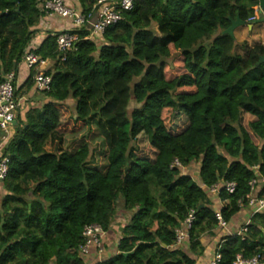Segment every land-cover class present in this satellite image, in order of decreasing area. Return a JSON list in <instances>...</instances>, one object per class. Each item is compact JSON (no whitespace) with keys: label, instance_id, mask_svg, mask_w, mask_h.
I'll list each match as a JSON object with an SVG mask.
<instances>
[{"label":"trees","instance_id":"obj_1","mask_svg":"<svg viewBox=\"0 0 264 264\" xmlns=\"http://www.w3.org/2000/svg\"><path fill=\"white\" fill-rule=\"evenodd\" d=\"M46 1L0 0V86L28 52L49 61L52 79L19 112L4 147L0 264H87L84 228L109 232L120 202L130 219L117 255L97 264H196L218 229L216 212L230 224L247 208L253 180L264 198V45L223 34L237 18L255 25L259 0H136L100 40L76 30L64 60L59 33L29 49ZM77 1L86 17L98 2ZM34 75L20 88L14 82L16 99L35 88ZM92 131L106 147L103 168L86 141L73 152L46 150L55 135ZM176 160L184 169L198 164L199 181L172 169ZM198 183L236 189L214 196ZM190 211L187 248L178 247ZM219 254V264L264 256V211L251 217L245 240L225 236Z\"/></svg>","mask_w":264,"mask_h":264},{"label":"built area","instance_id":"obj_2","mask_svg":"<svg viewBox=\"0 0 264 264\" xmlns=\"http://www.w3.org/2000/svg\"><path fill=\"white\" fill-rule=\"evenodd\" d=\"M136 0H98L94 6V12L91 16L86 17L79 9L67 6L64 0H52L46 1L41 6L45 12V16H58L62 20L68 21L69 27L66 30L59 33L57 36V48L59 53L62 55V60L66 54L73 50L79 41L76 30H85L88 32L86 40L98 41L101 39L105 31L118 24L122 19V14L125 12L132 11L134 9ZM264 21V10L258 7L252 17L249 19L250 24H258ZM24 64L29 70H33L35 75L33 77L35 83L36 92H47L50 90L52 79L45 74L46 69L49 66L48 60H42L41 58L28 52L24 57ZM16 76L14 73L5 76L4 82L0 86V128L4 133V136L0 140V182L2 183L8 173V158L4 155V147L7 145L11 134L13 124L16 122L17 115L22 109V99H16L14 88V82ZM172 169L181 170L182 174L185 170L180 162L176 160ZM257 169V168H256ZM185 175V174H184ZM195 181V179H194ZM264 181H261V184ZM200 188L207 190L211 195L219 196L220 191H225L232 195L235 192V183H219L215 186L207 188L204 184L198 183ZM258 180L250 182L249 186L252 193L247 196V208L251 209V217L255 214L264 211V198H259L254 195ZM195 212L190 211L188 218L183 224V228L177 231L176 242L177 246L181 247L187 240L188 231L191 229L192 223L195 219ZM218 229L226 231L229 228V224L224 220L220 211L215 214ZM251 219V218H250ZM250 220L247 221L237 232L230 234L229 236H236L245 240V236L248 233V227ZM106 232L99 225H88L83 230V245L80 246L79 252L80 257L85 259L95 250L98 254L104 252V239ZM222 239L216 253L214 255L211 264H219L221 261V255L219 254ZM234 264H264V256H255L253 258L245 259L241 255L236 257Z\"/></svg>","mask_w":264,"mask_h":264},{"label":"crops","instance_id":"obj_3","mask_svg":"<svg viewBox=\"0 0 264 264\" xmlns=\"http://www.w3.org/2000/svg\"><path fill=\"white\" fill-rule=\"evenodd\" d=\"M64 1H65L67 6L77 8L80 10V5H79L77 0H64ZM260 23L255 24L257 26L246 25L244 27H240L237 30H235L234 37H235L236 41H237V39L239 40L240 36L241 37L247 36L248 31L253 33V38L258 36V34H256V33H258V32H256V28L258 27V25ZM69 24L70 23L68 21L62 20L58 16H45L41 20L38 27L36 28L37 34L34 37L29 49L30 50L31 49L32 50L37 49L38 47H40V45L43 43V41L47 38V36H49L50 34L60 33L64 30H66V28L69 27ZM257 44L264 45L261 42H256L255 45H257ZM49 67H50V63H49L48 68ZM29 75H30V70L26 67V65L23 62V64L20 67L19 73L17 74L16 80H15V87L20 88L21 86H23V84L28 79ZM35 96H36V91L34 88L28 96H25L24 98H22L23 105H22V109L20 111L21 117L26 112L25 109H26V106H28V103H30L31 100ZM195 180L199 181V178L197 177ZM6 195H7V192L5 191L3 184L0 182V201ZM219 205H221V208L224 206V204L220 203V202H219ZM244 210H246V211H244ZM244 210H242L244 212L240 213V215L242 216L241 219H238V221L234 222V223L232 221L229 224L228 230L222 231L220 229H217L214 232L213 236L205 237V243H204V247L206 248L205 253H204V256L199 258V259L194 258L196 260V264H211V261L213 260L214 255L216 253V248L218 247V245L221 242L220 236L217 234L223 233V237H225V236H229L232 233L237 232V230L239 228H241L251 218V209L246 208ZM120 220H122V217L120 218ZM120 220H118V221H120ZM120 229H121V226L120 227H117L116 225L112 226L111 230L106 233V236L104 239V252H103V254L100 255L95 250L91 251L90 255L85 258V261L87 264H97L100 262H104V261H107V260H109V259H111L117 255V246H118L119 240L121 238ZM217 241H219L218 244L216 243ZM183 245L187 248L186 241H185V244H183Z\"/></svg>","mask_w":264,"mask_h":264},{"label":"rangeland","instance_id":"obj_4","mask_svg":"<svg viewBox=\"0 0 264 264\" xmlns=\"http://www.w3.org/2000/svg\"><path fill=\"white\" fill-rule=\"evenodd\" d=\"M254 26H257V25H254ZM256 32H258L256 34H258L259 37L256 36L255 38H253V33L248 31V35L244 37L240 36L239 40L237 39V43L242 44L243 42H247L251 46H254L256 42H261L264 44V21L258 25V27L256 28ZM67 105L70 106L72 105V103L69 102ZM134 106H135L134 103L130 106V109H129L130 113L133 110ZM28 107L30 108L31 106L29 105L26 106V109H28ZM95 134H96V131H92L89 134L83 133L77 136H68L65 138L64 141H62V138L60 136L55 135L49 140L46 146V150L50 153H61L63 151L73 152L75 149L79 147V145L83 141H86L89 143L90 148H91V157L93 160V166L98 167V168H103L105 166V159H104L103 153L105 152L106 147L103 141L100 138H98ZM198 169H199V165L194 164L191 167L185 169L183 173L187 176L189 175L193 179H196L198 176ZM244 211H241L240 213ZM240 213L237 217L234 218L233 223L237 222L238 219H241L242 216L240 215ZM121 217H122V220H120ZM129 219H130V214H125L123 212V205H122V202H120L118 204L117 215L115 217L113 225L114 226L116 225L117 227H120V226L122 227L129 222ZM217 235L220 236V239L224 238L223 233H218ZM219 241H217L216 243L218 244Z\"/></svg>","mask_w":264,"mask_h":264},{"label":"water","instance_id":"obj_5","mask_svg":"<svg viewBox=\"0 0 264 264\" xmlns=\"http://www.w3.org/2000/svg\"><path fill=\"white\" fill-rule=\"evenodd\" d=\"M259 7L261 8V10H264V0H259ZM246 26V24L244 22H241L240 19H236L235 21L231 22V27L226 30L225 32H223L224 35H229L230 37H232L233 39H235L234 37V32L235 30H237L240 27H244ZM264 63V58H261L259 65ZM17 122H14L13 126L16 125Z\"/></svg>","mask_w":264,"mask_h":264}]
</instances>
